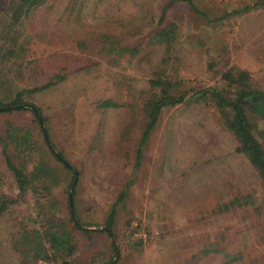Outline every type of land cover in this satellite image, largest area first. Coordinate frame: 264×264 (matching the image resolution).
<instances>
[{
    "label": "rangeland",
    "instance_id": "374dc122",
    "mask_svg": "<svg viewBox=\"0 0 264 264\" xmlns=\"http://www.w3.org/2000/svg\"><path fill=\"white\" fill-rule=\"evenodd\" d=\"M258 1L46 0L14 22L10 0H0V103L21 92L39 107L73 171L49 155L28 112H0V137L8 123L19 129L11 161L51 173L40 179L48 190L36 182L19 198L0 144V200L12 202L0 211V264H51L36 263L28 244L40 236L46 246L47 220L72 233L70 264H222L225 254L264 264L262 182L211 105L164 109L135 157L151 80L197 90L219 86L232 69L264 90V5L230 13ZM168 23L177 36L165 55L154 33ZM105 100L116 107L98 108ZM234 198L242 205L225 209ZM68 203L88 234L72 229ZM114 203L116 258L101 232Z\"/></svg>",
    "mask_w": 264,
    "mask_h": 264
},
{
    "label": "trees",
    "instance_id": "16d2710c",
    "mask_svg": "<svg viewBox=\"0 0 264 264\" xmlns=\"http://www.w3.org/2000/svg\"><path fill=\"white\" fill-rule=\"evenodd\" d=\"M45 1L46 0H10L9 10L12 13L13 21L16 22L20 15L37 8ZM263 5L264 0H260L251 6L234 9L230 13L238 15L251 8ZM162 20L163 11L158 21L161 22ZM176 36L177 28L174 23H168L154 33L155 43L158 46H162L165 55L170 53ZM120 51L133 53V49L123 48L120 49ZM52 84L53 82H49L34 90H43ZM150 85L153 90L141 104L145 122L135 151L136 162L140 157L141 146L148 138L150 132L155 128L159 116L164 109L175 107L184 102L209 104L216 111L222 126L237 142L235 151L241 154L248 164L257 172L262 182V197L264 199V129H256V122L264 123V90L253 86L248 73L243 70L235 71L228 69L220 75L219 86L204 87L197 90H185L181 87L182 85L179 81H171L163 78L151 80ZM97 107L107 109L114 108L116 105L109 100H105L100 102ZM0 112L7 114L28 112L38 125L43 137V144L49 155L61 165L65 172H73L62 156L55 153L53 150V146L47 138L46 131L43 129L44 117L40 108L32 103L24 101L21 92L15 93L8 102L0 103ZM18 130L19 129L8 123L5 127L3 136L0 137V144L2 145L1 149L4 165L13 178L18 197L21 198L27 191L33 190V184L36 182L39 183L44 190H48V186L45 185V183H41L40 179H51V173L44 169L43 165L39 163L32 168L30 173H27L22 165H17L11 161L6 150L8 148V143L10 144V142L14 141ZM260 141H262V143ZM73 177L74 174H72V178ZM72 185L73 183L71 181L69 187L72 188ZM126 187L127 185H125L124 190ZM11 203V201L1 199L0 211H4ZM115 204L116 203H114L110 209L101 229V232L105 233L110 239V248L114 258L117 257V247L115 241H113L114 235L112 232V225L115 218ZM241 205L242 203L240 200L234 198L227 205H224V208H237ZM67 209V217L68 221L72 224V229L82 234H88L91 230L78 221L71 203H68ZM44 230L42 234L46 236V246L41 241L40 236L30 239L28 243L33 249L35 262L70 264L65 260L74 252V242L70 230L65 228L63 222L57 223L51 220L45 222ZM24 237L27 238L26 234H24ZM209 250L210 249H206L203 253H209ZM223 256L225 260L222 264H233L239 259L237 255L225 254Z\"/></svg>",
    "mask_w": 264,
    "mask_h": 264
},
{
    "label": "water",
    "instance_id": "95a60500",
    "mask_svg": "<svg viewBox=\"0 0 264 264\" xmlns=\"http://www.w3.org/2000/svg\"><path fill=\"white\" fill-rule=\"evenodd\" d=\"M75 183V179H74V181H73V184ZM69 196H70V194H69Z\"/></svg>",
    "mask_w": 264,
    "mask_h": 264
}]
</instances>
